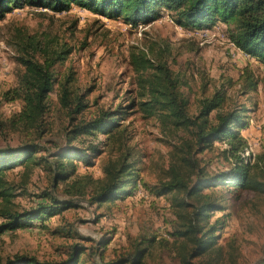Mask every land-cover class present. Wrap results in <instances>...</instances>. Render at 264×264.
Masks as SVG:
<instances>
[{
  "label": "rangeland",
  "instance_id": "obj_1",
  "mask_svg": "<svg viewBox=\"0 0 264 264\" xmlns=\"http://www.w3.org/2000/svg\"><path fill=\"white\" fill-rule=\"evenodd\" d=\"M172 14L162 9L156 20L132 25L76 5L63 12L25 6L0 20V148L34 140L43 145L45 151L41 155L47 160L33 166L31 171H25L23 166L8 171L6 180L15 188L9 204L0 198V207L32 209L38 202H46L42 193L50 190L59 199L71 198L77 204L44 220L0 234V263L15 254L57 262L67 258L77 245L84 249L80 259L87 264L127 257L141 248L145 250L143 264H264L262 193L244 190L234 194L221 185L203 191L224 208L210 218V222L215 218L224 220L218 233V251L190 256L192 242L172 234L181 223L174 193L157 196L150 188L166 180L173 149L181 138L189 136L186 130L168 129L156 118L144 117L136 105L120 121L121 131L114 135L78 136L69 143L67 132L72 125L140 98L137 96L140 74L129 63L130 50L138 47L147 52L154 64L164 62L178 76L179 89L189 99L190 115L197 112L200 98L210 96L218 88L227 95L222 110L246 107L247 126L241 130L246 146L240 155L245 163L254 161L264 145V66L242 51L231 50L225 24L217 22L206 28L210 31L208 38L200 44L202 39L190 36L189 29H180ZM28 41L49 43L50 50L63 45L72 49L64 61L52 66L55 84L48 95L49 110L38 130L12 124L21 101L1 98V93L9 91L11 95L19 85L24 67L16 58L28 55L21 48ZM33 56L41 61L45 55L37 50ZM70 72L68 88L82 95L87 103L74 118H70L58 101L61 84ZM151 72L146 71L142 76L150 77ZM249 72L258 84L255 90L245 91L243 85ZM90 144L97 145L101 152L92 158L90 166L76 162L77 174L103 179V167L128 152V161L133 162L139 174L128 197L99 205L90 202L91 187L87 189L88 195L71 197L64 192L66 183L52 186V171L48 166L53 165L55 152L68 145ZM227 147L224 142L216 141L197 155L209 174L225 173L233 166L232 159L222 156V150ZM179 195L188 203H197L184 193Z\"/></svg>",
  "mask_w": 264,
  "mask_h": 264
},
{
  "label": "trees",
  "instance_id": "obj_2",
  "mask_svg": "<svg viewBox=\"0 0 264 264\" xmlns=\"http://www.w3.org/2000/svg\"><path fill=\"white\" fill-rule=\"evenodd\" d=\"M72 5L132 25L156 20L162 9L172 11L175 24L186 29H205L221 22L227 26L228 38L245 55L255 58L264 66V0H0V20L12 10L25 6L63 12ZM27 47L32 51H28ZM21 48L28 55L16 58L24 67L19 85L11 95L9 91L1 93V98L21 101L20 111L14 116L12 124L36 129L40 128L49 110L48 95L55 84L52 66L64 61L72 49L63 45L50 50L49 43L41 45V42L33 44L32 41L23 44ZM132 49L129 52V63L140 74L137 86V96L140 98L135 101L131 99L127 106L117 105L113 109L101 111L90 120L72 125L67 132L69 143L78 136L114 135L121 131L120 121L136 105L144 117H154L168 129L186 130L189 136L181 138L174 147L166 180L151 187L150 191L157 196L174 193V204L181 223L172 234L192 242L190 256L218 251V233L223 229L224 220L215 218L210 222V218L224 208L211 198V194L203 191L221 185L234 194L244 190L264 194V145L252 163H245L240 155L246 146L241 130L247 126L248 109L239 106L222 110L227 95L224 89L218 88L210 96L200 98L197 112L190 115L189 99L179 89L178 76L173 75L164 62L154 64L144 50L138 47ZM37 50L44 52L41 61L33 56ZM149 70H152L151 76L143 77L144 72ZM71 79L70 72L61 84L58 101L70 118H74L87 107V103L82 95L70 91L67 83ZM245 80V91L257 88L258 82L250 72ZM216 141L228 146L222 150V156L224 159H232L233 166L228 172L209 174L206 164L197 155L211 148ZM44 151L43 145L34 140L25 141L16 147L0 148V198L6 205L15 188L6 180V173L17 166L31 171L33 166L47 161L41 155ZM100 152L101 149L93 144L87 147L68 145L55 152L56 159L52 166H48L52 171V186L56 188L58 183H66L64 192L71 197L88 195L87 189L91 187L93 191L89 195L90 202L99 205L128 197L139 175L133 162L128 161V152L103 167V179L95 180L89 174H77L76 162L90 166L92 158ZM24 174L27 177V173ZM180 193L197 203L186 202L180 198ZM42 197L46 202H38L32 209L18 211L10 206L0 207V216L3 218L0 234L44 220L77 205L71 198L59 199L51 190L43 192ZM83 251V248L75 245L67 258L57 262L15 254L0 264H87L80 259ZM144 251L143 248L136 249L127 257L92 264H143Z\"/></svg>",
  "mask_w": 264,
  "mask_h": 264
},
{
  "label": "built area",
  "instance_id": "obj_3",
  "mask_svg": "<svg viewBox=\"0 0 264 264\" xmlns=\"http://www.w3.org/2000/svg\"><path fill=\"white\" fill-rule=\"evenodd\" d=\"M46 10V9H43ZM180 29H182L181 26H179ZM188 34L194 38H196L197 40H201V42H199L200 44H203V42L208 38V33L210 32L209 30L205 29H189L187 30ZM227 42L229 47L231 48V50H233V52L237 51L238 53L241 51L236 45L235 43L230 40L229 38H227Z\"/></svg>",
  "mask_w": 264,
  "mask_h": 264
}]
</instances>
